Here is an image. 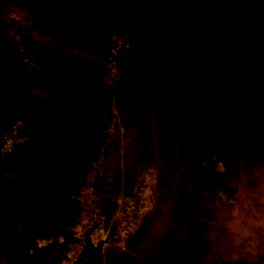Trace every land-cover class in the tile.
Returning <instances> with one entry per match:
<instances>
[{
  "label": "rangeland",
  "instance_id": "rangeland-1",
  "mask_svg": "<svg viewBox=\"0 0 264 264\" xmlns=\"http://www.w3.org/2000/svg\"><path fill=\"white\" fill-rule=\"evenodd\" d=\"M217 1L0 0V264H264V12Z\"/></svg>",
  "mask_w": 264,
  "mask_h": 264
},
{
  "label": "trees",
  "instance_id": "trees-1",
  "mask_svg": "<svg viewBox=\"0 0 264 264\" xmlns=\"http://www.w3.org/2000/svg\"><path fill=\"white\" fill-rule=\"evenodd\" d=\"M218 2H219V0L217 1V3ZM225 3H226L225 5L229 4L230 6H233L234 4H236L237 6H240V5H242V6H245V5L252 6V7L256 8L257 11L264 12V0H244V1L243 0H228ZM260 7L262 9H260Z\"/></svg>",
  "mask_w": 264,
  "mask_h": 264
}]
</instances>
